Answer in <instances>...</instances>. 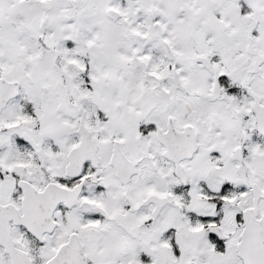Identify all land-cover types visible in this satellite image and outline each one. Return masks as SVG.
<instances>
[{
	"label": "snow or ice",
	"instance_id": "1",
	"mask_svg": "<svg viewBox=\"0 0 264 264\" xmlns=\"http://www.w3.org/2000/svg\"><path fill=\"white\" fill-rule=\"evenodd\" d=\"M0 264H264V0H0Z\"/></svg>",
	"mask_w": 264,
	"mask_h": 264
}]
</instances>
